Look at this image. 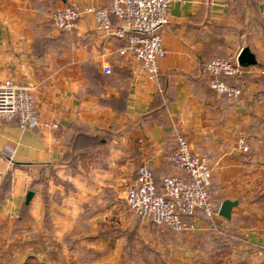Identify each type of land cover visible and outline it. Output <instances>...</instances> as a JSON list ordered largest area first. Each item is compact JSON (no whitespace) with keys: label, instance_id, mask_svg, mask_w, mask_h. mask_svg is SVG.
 Wrapping results in <instances>:
<instances>
[{"label":"crops","instance_id":"1","mask_svg":"<svg viewBox=\"0 0 264 264\" xmlns=\"http://www.w3.org/2000/svg\"><path fill=\"white\" fill-rule=\"evenodd\" d=\"M71 2L109 0H0V83L34 87L41 118L58 126L0 120V187L11 176L0 197V264H148L147 249L168 247L170 264H264V0L173 4L157 81L93 15L74 32L57 30L53 13ZM244 47L256 55L253 73L221 77L242 95L218 94L203 64ZM178 132L210 156L217 209L238 202L230 219L198 212L176 233L130 210L140 164L150 161L158 186L174 173ZM242 136L249 151L238 148Z\"/></svg>","mask_w":264,"mask_h":264},{"label":"built area","instance_id":"2","mask_svg":"<svg viewBox=\"0 0 264 264\" xmlns=\"http://www.w3.org/2000/svg\"><path fill=\"white\" fill-rule=\"evenodd\" d=\"M181 0H109L107 5L82 7L71 2L57 8L53 13V24L64 33L74 32L84 14L93 15L97 28L110 37L125 40L118 52L140 64L143 76L157 81L160 76V61L167 56L163 31L170 20V7ZM113 17L118 19L114 24ZM241 52V51H240ZM235 58L215 57L203 64L209 75L210 86L218 94L238 98L242 89L225 82L223 75L239 76L253 73L254 66H243ZM112 73L110 65L103 67ZM264 76V65L258 67ZM0 120H17L25 129L51 128L55 123L41 118L38 99L34 87L21 86L12 80L0 83ZM177 148L169 156L174 173L166 174L158 186L150 161L146 160L137 168V177L126 192L130 210L137 216L156 224L164 225L173 232L180 233L194 227L193 218L198 212L206 218L219 215L211 189L214 167L210 156L196 153L188 137L177 134ZM238 148L250 150L246 136L238 141Z\"/></svg>","mask_w":264,"mask_h":264},{"label":"water","instance_id":"3","mask_svg":"<svg viewBox=\"0 0 264 264\" xmlns=\"http://www.w3.org/2000/svg\"><path fill=\"white\" fill-rule=\"evenodd\" d=\"M238 61L243 66H251L257 64L256 55L251 51L249 47H244L239 56ZM34 196V191L29 190L26 195V203L28 204ZM238 204L237 201L225 200L220 206L219 213L225 218L230 219L232 217V209Z\"/></svg>","mask_w":264,"mask_h":264},{"label":"rangeland","instance_id":"4","mask_svg":"<svg viewBox=\"0 0 264 264\" xmlns=\"http://www.w3.org/2000/svg\"><path fill=\"white\" fill-rule=\"evenodd\" d=\"M170 247L164 248L163 253H160L158 250L151 253L150 249L146 250L147 256H153L150 261H147L148 264H170ZM213 255V254H212Z\"/></svg>","mask_w":264,"mask_h":264},{"label":"trees","instance_id":"5","mask_svg":"<svg viewBox=\"0 0 264 264\" xmlns=\"http://www.w3.org/2000/svg\"><path fill=\"white\" fill-rule=\"evenodd\" d=\"M227 76H229V75H227ZM239 76H241V75H239ZM239 76H230V77H239ZM10 181H11V176L8 174L5 178V180L3 181L1 187H0V197L1 198H3L4 195L8 192V190L10 188Z\"/></svg>","mask_w":264,"mask_h":264}]
</instances>
